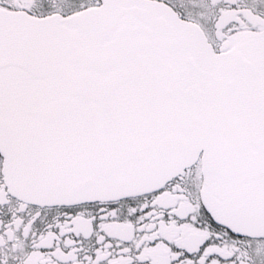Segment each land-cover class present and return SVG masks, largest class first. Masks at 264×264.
<instances>
[{"label":"snow or ice","instance_id":"1","mask_svg":"<svg viewBox=\"0 0 264 264\" xmlns=\"http://www.w3.org/2000/svg\"><path fill=\"white\" fill-rule=\"evenodd\" d=\"M0 264H264V0H0Z\"/></svg>","mask_w":264,"mask_h":264}]
</instances>
